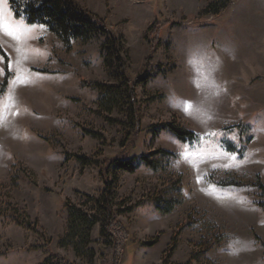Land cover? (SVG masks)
<instances>
[{"label":"rangeland","instance_id":"rangeland-1","mask_svg":"<svg viewBox=\"0 0 264 264\" xmlns=\"http://www.w3.org/2000/svg\"><path fill=\"white\" fill-rule=\"evenodd\" d=\"M218 1L77 0L125 39L128 81L105 37L67 50L0 0L28 81L0 34V264H264V0ZM72 209L98 221L71 228Z\"/></svg>","mask_w":264,"mask_h":264},{"label":"trees","instance_id":"trees-1","mask_svg":"<svg viewBox=\"0 0 264 264\" xmlns=\"http://www.w3.org/2000/svg\"><path fill=\"white\" fill-rule=\"evenodd\" d=\"M14 15L17 18H24L28 24L44 25L50 32L55 34L57 38L65 45L67 50H71L75 41L87 43L94 39L105 37V41L101 45V52L104 57L105 67L110 73L113 68L119 70L125 80L130 81L127 73V60L125 53V39L114 33L106 24L105 20L99 15L81 6L77 0H7ZM234 0H219L220 7L216 2H211L207 6V10L215 9L216 14H220L221 10H226ZM0 54L7 59L4 50H0ZM145 81L144 76L137 78V81ZM7 85V74L0 90L4 91ZM171 131L184 142H193L197 139V134L193 131L184 130L178 127L169 126ZM162 129H167L163 126ZM79 159H85L80 157ZM110 163L115 165L116 169L126 172H135L137 169L136 158L121 159L114 158ZM108 179L105 180L108 183ZM264 196V185L261 186ZM260 206L264 207L261 202ZM95 212L104 215L103 217L109 220V225L113 226L116 222L115 213L112 205L106 199L101 197L96 200ZM77 209H72L70 212V225L74 228L75 224H85L88 230L96 224L97 218L93 219V215L89 216ZM77 213V214H76ZM84 214V215H83ZM96 217V216H95ZM97 219V220H96ZM82 222V223H81ZM79 224V225H80ZM102 233L109 227L106 224H101ZM49 258H46L43 264H47Z\"/></svg>","mask_w":264,"mask_h":264},{"label":"snow or ice","instance_id":"snow-or-ice-1","mask_svg":"<svg viewBox=\"0 0 264 264\" xmlns=\"http://www.w3.org/2000/svg\"><path fill=\"white\" fill-rule=\"evenodd\" d=\"M26 31V29H24ZM0 34L6 35L10 37L11 39L15 40L17 42V47L14 49L17 53V60L14 63L12 61V57L8 56V70L10 74L16 75V79L18 83H26V81L22 75H21V69L18 67L20 63V57L22 56V50L20 48V43L22 42V34L21 30H19L17 27H14L10 22L4 20L2 17H0ZM0 50H3V41H0ZM7 54V53H6ZM3 56H0V63L3 62ZM4 73V70L0 68V75ZM18 114V113H17Z\"/></svg>","mask_w":264,"mask_h":264},{"label":"crops","instance_id":"crops-1","mask_svg":"<svg viewBox=\"0 0 264 264\" xmlns=\"http://www.w3.org/2000/svg\"><path fill=\"white\" fill-rule=\"evenodd\" d=\"M252 21H253V20H251V23H252ZM254 24H255V22H254ZM252 30L254 31L255 28L253 27ZM261 236H262V238L264 239V228L261 230Z\"/></svg>","mask_w":264,"mask_h":264}]
</instances>
